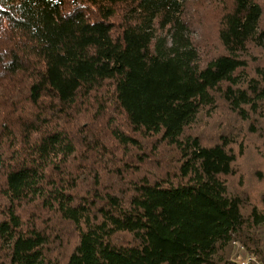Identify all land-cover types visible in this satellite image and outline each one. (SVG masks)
I'll return each mask as SVG.
<instances>
[{
    "label": "trees",
    "instance_id": "obj_1",
    "mask_svg": "<svg viewBox=\"0 0 264 264\" xmlns=\"http://www.w3.org/2000/svg\"><path fill=\"white\" fill-rule=\"evenodd\" d=\"M187 1L0 0V264L264 262V2Z\"/></svg>",
    "mask_w": 264,
    "mask_h": 264
},
{
    "label": "rangeland",
    "instance_id": "obj_2",
    "mask_svg": "<svg viewBox=\"0 0 264 264\" xmlns=\"http://www.w3.org/2000/svg\"><path fill=\"white\" fill-rule=\"evenodd\" d=\"M217 0H188L185 6V11L189 12L193 18L194 23V37L199 40L201 43L209 39L212 43L213 31H214V23H216V19L218 17L219 8H214L213 6H217ZM264 2V0H263ZM212 3V6L211 4ZM212 50V45L210 46ZM203 53H207L204 49V45L201 47ZM218 110L222 113V109L218 107V109L208 118L201 119L202 123L195 124L193 129L197 132H201L206 135L209 133H215L216 124H219V128L225 125L227 121H230L223 113L224 120L221 115H218ZM120 114L117 115V121L120 122ZM231 121H235L234 114H230ZM214 119V120H213ZM238 121V120H236ZM198 125V126H197ZM151 170L150 165L143 167L142 171ZM148 172V171H147ZM235 248L233 250L232 255L234 254ZM231 255V256H232Z\"/></svg>",
    "mask_w": 264,
    "mask_h": 264
},
{
    "label": "built area",
    "instance_id": "obj_3",
    "mask_svg": "<svg viewBox=\"0 0 264 264\" xmlns=\"http://www.w3.org/2000/svg\"><path fill=\"white\" fill-rule=\"evenodd\" d=\"M235 251L231 256V260L236 264H264V262L251 254L244 246H242L239 241H234Z\"/></svg>",
    "mask_w": 264,
    "mask_h": 264
}]
</instances>
